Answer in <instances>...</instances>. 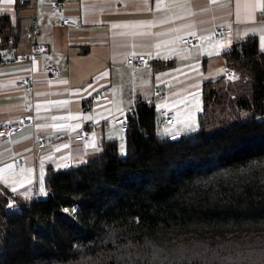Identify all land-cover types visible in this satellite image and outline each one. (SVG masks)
I'll use <instances>...</instances> for the list:
<instances>
[{"label": "trees", "instance_id": "16d2710c", "mask_svg": "<svg viewBox=\"0 0 264 264\" xmlns=\"http://www.w3.org/2000/svg\"><path fill=\"white\" fill-rule=\"evenodd\" d=\"M12 27L0 16L4 47ZM224 57L239 79L205 83L199 131L160 136L137 102L124 151L106 139L49 168L46 197L0 196V264H264V52L248 37Z\"/></svg>", "mask_w": 264, "mask_h": 264}, {"label": "crops", "instance_id": "0c3cea01", "mask_svg": "<svg viewBox=\"0 0 264 264\" xmlns=\"http://www.w3.org/2000/svg\"><path fill=\"white\" fill-rule=\"evenodd\" d=\"M49 1L19 7L17 0H0V16L8 15L13 26L7 47L0 37V127L25 115L36 121L9 142L0 138V196L30 199L47 193L49 168L62 170L69 162L77 166L101 156L106 139L117 140L124 151L125 133L111 120L133 102L150 98L157 85L170 89L168 100L158 102L157 109L167 106L177 119L175 126L161 130H169L172 137L196 130L205 83L228 80L224 53L248 37H256L264 52V0H63L62 13L52 12ZM33 13L40 28L36 41L49 51L42 59L20 63L12 53L29 50L23 33ZM66 17L79 28L64 27ZM217 26L232 32L216 40ZM195 35L200 36L199 46L181 44L182 38ZM138 54L149 55L150 62L133 69L127 60ZM47 66L58 68L60 78L51 80L44 73ZM235 72L233 79L239 78ZM26 75L35 79L33 93L17 85ZM101 91L109 95L108 101L86 107ZM93 122L98 125L85 140L65 138L43 150L32 149L37 133L77 134ZM15 156H21L23 165L15 164Z\"/></svg>", "mask_w": 264, "mask_h": 264}, {"label": "built area", "instance_id": "2783aa9c", "mask_svg": "<svg viewBox=\"0 0 264 264\" xmlns=\"http://www.w3.org/2000/svg\"><path fill=\"white\" fill-rule=\"evenodd\" d=\"M49 9L52 12L62 13L66 9V4L63 0H50L49 1ZM35 11V10H34ZM62 25L64 27H68L70 29L77 30L79 25L77 22L70 20L68 17L64 18ZM39 26L35 21V13L31 16L30 24L27 30L23 33V39L28 42L29 50L25 53L19 54V52L14 51L12 53L13 59L20 63L32 62L35 60L42 59L49 51L47 45L39 43L36 41V35L39 33ZM232 32L230 28L217 26L214 30V38L216 40H221L225 35H228ZM201 43L200 36H188L181 39V44L184 45L188 49H193L199 46ZM150 62V57L147 54H138L132 55L127 60V64L131 66L133 69L146 67ZM226 78L228 80H233L235 76V69H231L226 64ZM44 73L48 75L51 80H57L60 78V71L58 68L54 66H47L44 68ZM17 85L24 90L33 93L35 91V79L33 75H26L21 77L17 81ZM170 95V89L166 86L157 85L154 87L153 94L150 98H148L145 103L148 106H156L158 102L168 100ZM109 99V95L105 91H101L95 94L87 103L86 107L92 108L95 103L101 102L105 103ZM137 108V102H133L131 107L124 110L120 114L116 115L112 120V124L116 126L121 132H127L131 126L132 118L135 114ZM159 118H160V128L165 129L167 127H172L177 124L176 112L167 106L161 108L159 110ZM108 124V122H104ZM36 124L35 116L33 115H25L19 118L17 121H13L7 123L0 127V138L3 142H9L14 135H16L19 131L27 127H34ZM97 123L93 122L82 128L77 134H66L60 133L55 137H50L45 133H37L34 138V144L32 149L34 151H39L47 148L50 145H53L55 142L65 139V138H74L75 140H85L89 138L90 131L97 127ZM15 164L21 166L23 162L21 160V156H15L14 158ZM71 167V163H67V168Z\"/></svg>", "mask_w": 264, "mask_h": 264}, {"label": "rangeland", "instance_id": "374dc122", "mask_svg": "<svg viewBox=\"0 0 264 264\" xmlns=\"http://www.w3.org/2000/svg\"><path fill=\"white\" fill-rule=\"evenodd\" d=\"M232 49V48H231ZM238 74H239V72H238ZM239 76H240V74H239ZM238 79L239 78H237V79H233V80H226V81H229V82H236V81H238ZM202 97H203V95H202ZM159 110V109H158ZM204 111V105L202 106V111L201 112H203ZM242 116H244V114L242 115ZM235 120V118H233L231 121H234ZM200 123V122H199ZM200 130V127L199 128H197L196 130H194V131H192V132H195V131H199ZM169 130H159V132H158V134L160 135V136H169V137H172L171 136V133H169L168 132ZM46 192V191H45ZM41 193V192H38V193H40V194H38V197H46L47 196V193ZM29 198H31V197H29ZM14 207L16 208V203L14 202V201H12L11 203H10V205H9V208H11V209H14Z\"/></svg>", "mask_w": 264, "mask_h": 264}, {"label": "snow or ice", "instance_id": "6c2138e0", "mask_svg": "<svg viewBox=\"0 0 264 264\" xmlns=\"http://www.w3.org/2000/svg\"><path fill=\"white\" fill-rule=\"evenodd\" d=\"M261 32L264 33V28L261 29ZM261 46L264 47V35H262L261 37ZM8 167L10 168L11 165H9Z\"/></svg>", "mask_w": 264, "mask_h": 264}, {"label": "water", "instance_id": "95a60500", "mask_svg": "<svg viewBox=\"0 0 264 264\" xmlns=\"http://www.w3.org/2000/svg\"><path fill=\"white\" fill-rule=\"evenodd\" d=\"M180 138V136H173V137H171V140H177V139H179Z\"/></svg>", "mask_w": 264, "mask_h": 264}, {"label": "bare ground", "instance_id": "6f19581e", "mask_svg": "<svg viewBox=\"0 0 264 264\" xmlns=\"http://www.w3.org/2000/svg\"><path fill=\"white\" fill-rule=\"evenodd\" d=\"M48 76V75H47ZM36 125V124H35ZM88 125V124H87Z\"/></svg>", "mask_w": 264, "mask_h": 264}]
</instances>
